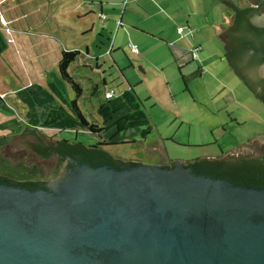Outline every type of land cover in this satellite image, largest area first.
Returning a JSON list of instances; mask_svg holds the SVG:
<instances>
[{
	"label": "crops",
	"instance_id": "1",
	"mask_svg": "<svg viewBox=\"0 0 264 264\" xmlns=\"http://www.w3.org/2000/svg\"><path fill=\"white\" fill-rule=\"evenodd\" d=\"M229 1L256 9L248 0ZM218 9L228 12L229 22L205 29L203 11ZM230 13L223 0H0V16L14 34L9 43L0 25V138L36 129L54 140L105 144L108 153L111 147L137 148L142 159L128 160L169 163L164 156L183 131V105L196 103L192 88L213 83L199 62L202 43L214 37L224 46L218 36L230 25ZM64 51L80 52L68 69L81 87L79 97L59 72ZM214 51L238 79L225 53ZM100 89L114 97L99 99ZM79 114L100 133L84 126ZM167 122L180 123L173 135Z\"/></svg>",
	"mask_w": 264,
	"mask_h": 264
},
{
	"label": "water",
	"instance_id": "2",
	"mask_svg": "<svg viewBox=\"0 0 264 264\" xmlns=\"http://www.w3.org/2000/svg\"><path fill=\"white\" fill-rule=\"evenodd\" d=\"M248 1L264 25V0ZM32 141L19 137L6 153L21 151L48 170L55 159L33 155ZM228 159L208 158L224 168ZM181 163L139 165L147 181L121 176V184L102 170L91 197L88 170L74 171L50 184L57 203L40 191L43 205L34 211V197L28 214L0 206V264H264V188L196 175ZM70 213L87 226H75ZM111 251L117 256L108 259Z\"/></svg>",
	"mask_w": 264,
	"mask_h": 264
},
{
	"label": "flooded vegetation",
	"instance_id": "3",
	"mask_svg": "<svg viewBox=\"0 0 264 264\" xmlns=\"http://www.w3.org/2000/svg\"><path fill=\"white\" fill-rule=\"evenodd\" d=\"M231 17L230 25L224 31V53L231 64L235 75L244 87V93H248L257 103L264 107V25L258 26L255 21V11L250 9L247 14L241 17L242 22L246 21V27L240 26L234 31L237 15L234 12L229 14ZM244 18V19H243ZM229 33H228V32ZM249 96V97H250ZM251 98V99H252ZM41 139L33 136L30 152L39 158L55 159L53 165L45 171V175L37 180H16L0 176V206L6 207L8 211L20 215L28 214L26 209L32 206V201L38 192H44L57 203L58 191L50 188V184L59 180L64 174L69 175L74 171L85 172L88 170L90 183L86 191L89 197L97 193L99 186L93 185V180L102 170L111 172V183H122V177L129 182L141 180L147 181L144 174H139V165H159L163 168H172L174 161L169 163H147L138 160L123 159L114 156L106 151L94 149L91 154L76 152L70 154H60L54 146H44ZM93 146V145H89ZM44 151L48 155L45 156ZM104 152V153H103ZM222 155L229 157V164L224 168L221 164L211 163L204 156L198 159L199 163L195 164L194 160L182 162V166L196 175H203L214 179H226L234 184L247 186L251 188H264V129L255 136L234 146L227 152H221ZM43 166V165H42ZM52 166V168H51ZM69 184V183H68ZM79 190L76 191L78 196ZM60 194V193H59ZM36 198V197H35ZM35 207L42 206L43 200L36 198ZM21 205V206H19ZM73 213V212H72ZM70 219L75 226L86 227V222L71 216ZM95 253V249L89 248ZM98 252V251H97ZM97 252L93 255H96ZM117 256L115 251L107 255L108 259Z\"/></svg>",
	"mask_w": 264,
	"mask_h": 264
},
{
	"label": "rangeland",
	"instance_id": "4",
	"mask_svg": "<svg viewBox=\"0 0 264 264\" xmlns=\"http://www.w3.org/2000/svg\"><path fill=\"white\" fill-rule=\"evenodd\" d=\"M227 14L228 12L225 11L224 14L219 9L204 10L201 20L206 24L205 29L215 30V25L222 26L229 22ZM212 38L209 44L202 43L203 52L199 57V62L210 69L212 76L206 75V80L213 79V83L208 88L202 84L197 91L191 87L196 103L183 105L185 111L183 131L181 130L174 136V141L178 142L177 145L168 142V153L164 156L166 161L171 158L174 162H187L202 159L204 156L222 159L224 156L221 154L222 151L227 152L264 129V107L248 93H244L241 82L232 76L226 65L220 64V59L214 49L224 54V46L221 41ZM207 57H210V60L207 61ZM211 62L217 66L219 64L220 67L215 70L210 65ZM224 84L228 88H223ZM145 105L150 108L151 102ZM164 125L171 127L170 135H173L180 123L167 122ZM83 141L86 142V140ZM109 152L123 159H142L139 150L131 149L129 146L111 147ZM28 160L33 161L34 158H28Z\"/></svg>",
	"mask_w": 264,
	"mask_h": 264
},
{
	"label": "trees",
	"instance_id": "5",
	"mask_svg": "<svg viewBox=\"0 0 264 264\" xmlns=\"http://www.w3.org/2000/svg\"><path fill=\"white\" fill-rule=\"evenodd\" d=\"M224 5L229 9V11L234 12L237 15V19L241 20L240 22L236 21L234 31H237L240 26L246 27V21L242 22L241 17H243L245 14L249 12V8L241 9L238 8L236 5H234L229 0H223ZM228 32V31H227ZM229 33V32H228ZM80 57L79 51H64L62 53L61 60L59 62V72L61 75L62 80L72 88L74 93L77 97H79L82 93L81 87L78 83L74 81V79L69 75L68 69L72 63L78 60ZM102 91V94H101ZM105 91L103 89H100V92L98 94V98L101 99L102 97L105 98ZM101 94V95H100ZM106 99V98H105ZM73 105L75 106L76 103L73 102ZM76 107V106H75ZM77 110V109H76ZM79 117L83 123L84 126H86L93 134H99L101 129H99L94 124H89L85 121L83 116L79 114ZM36 136L41 139V143L44 146L50 147L54 146L56 151L60 154H74L76 152H82L91 154L94 149L102 150V147H106L105 144H96L93 146H87L83 143H76V142H69L66 140H54L51 138L46 137L44 134H41L37 132L36 130H32L27 128L25 132L18 137H24V136ZM15 138H0V176H3L4 178H12L16 180H37L40 179L45 175V168L42 165H38L34 162H31L28 160L27 155L22 154V152H16L15 154H8L6 153V149L9 147V145L16 139ZM104 153V152H103ZM45 156L48 155L47 152L44 151ZM195 164L199 163V160H194Z\"/></svg>",
	"mask_w": 264,
	"mask_h": 264
},
{
	"label": "built area",
	"instance_id": "6",
	"mask_svg": "<svg viewBox=\"0 0 264 264\" xmlns=\"http://www.w3.org/2000/svg\"><path fill=\"white\" fill-rule=\"evenodd\" d=\"M0 25H1V28L5 31V34L7 36V41L9 43H13V41H14V34H13L12 30L8 28V22L5 20V18L3 16H0ZM183 32H184V29L183 28H179L178 29V34L181 35V34H183ZM131 51L133 53H137L138 52L137 47L136 46H131ZM190 54H191L192 59H194V60H197L198 59V49L192 50L190 52ZM113 97H114V91L111 90V91H107L105 93V98L107 100H110Z\"/></svg>",
	"mask_w": 264,
	"mask_h": 264
}]
</instances>
